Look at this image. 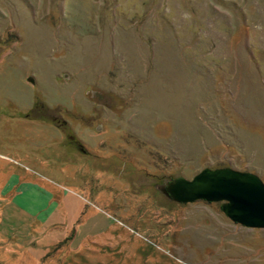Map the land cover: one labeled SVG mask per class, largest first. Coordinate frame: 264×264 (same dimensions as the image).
Instances as JSON below:
<instances>
[{
	"label": "rangeland",
	"instance_id": "1",
	"mask_svg": "<svg viewBox=\"0 0 264 264\" xmlns=\"http://www.w3.org/2000/svg\"><path fill=\"white\" fill-rule=\"evenodd\" d=\"M205 167L264 182V0H0V264H264Z\"/></svg>",
	"mask_w": 264,
	"mask_h": 264
},
{
	"label": "water",
	"instance_id": "2",
	"mask_svg": "<svg viewBox=\"0 0 264 264\" xmlns=\"http://www.w3.org/2000/svg\"><path fill=\"white\" fill-rule=\"evenodd\" d=\"M99 100L103 96L91 90ZM169 201L180 204L197 200L221 202V210L232 222L249 228H264V182L249 171L231 167H205L191 179L179 176L157 184Z\"/></svg>",
	"mask_w": 264,
	"mask_h": 264
},
{
	"label": "crops",
	"instance_id": "3",
	"mask_svg": "<svg viewBox=\"0 0 264 264\" xmlns=\"http://www.w3.org/2000/svg\"><path fill=\"white\" fill-rule=\"evenodd\" d=\"M11 176H12L13 182L11 183V186L9 187L8 183H9V181L11 179ZM11 176H10V179H8L6 181V183L3 185V187H2L3 190H7V192H12L13 194L18 193L16 191V189H18V191L21 190V191L24 192L23 196H25V198L28 199L29 202H37V201H40V200H46L47 203H49V202H51L53 200L54 197H52L47 190H46V193H45L47 195V197H43L42 198V196L39 195V193H38V190H40L39 184H37V183H35L33 181H30V180L21 179V177H17L16 178L15 174H12ZM40 213H41V211H40ZM50 215H51V213L46 214V216L43 215V217L39 218V219H40V221L42 223L43 222L45 223V221L48 219V217ZM38 217H40V215Z\"/></svg>",
	"mask_w": 264,
	"mask_h": 264
},
{
	"label": "flooded vegetation",
	"instance_id": "4",
	"mask_svg": "<svg viewBox=\"0 0 264 264\" xmlns=\"http://www.w3.org/2000/svg\"><path fill=\"white\" fill-rule=\"evenodd\" d=\"M63 124H65V122H63Z\"/></svg>",
	"mask_w": 264,
	"mask_h": 264
}]
</instances>
